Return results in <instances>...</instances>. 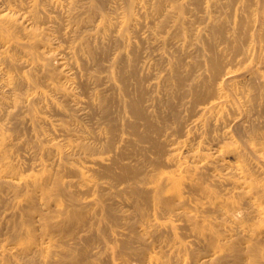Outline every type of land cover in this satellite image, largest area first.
Wrapping results in <instances>:
<instances>
[{
  "label": "bare ground",
  "instance_id": "1",
  "mask_svg": "<svg viewBox=\"0 0 264 264\" xmlns=\"http://www.w3.org/2000/svg\"><path fill=\"white\" fill-rule=\"evenodd\" d=\"M0 264H264V0H0Z\"/></svg>",
  "mask_w": 264,
  "mask_h": 264
},
{
  "label": "rangeland",
  "instance_id": "2",
  "mask_svg": "<svg viewBox=\"0 0 264 264\" xmlns=\"http://www.w3.org/2000/svg\"><path fill=\"white\" fill-rule=\"evenodd\" d=\"M141 20L144 21V19H141ZM63 44L66 45V43H63ZM64 45H63V47H64ZM153 53L156 54L157 51L155 50V51H153ZM104 74H105L104 72L101 73V75H104ZM132 84H133V82L131 81V83H130V87H132L131 92H132V90L134 89L133 86H132ZM133 94H135V91L132 92V95H133ZM136 94H137V93H136ZM113 107H115V109H114ZM113 107H112V110H113L112 113L115 114L114 117H115L116 119H118V117H117V116H118V115H117L118 113L116 112V111H117V109H116L117 106L114 105ZM114 110H115V111H114ZM114 112H115V113H114ZM116 113H117V114H116ZM113 114H112V115H113ZM86 119H87V118H84V120H86ZM89 124H91V125L94 124L93 119L91 120V122H90ZM95 125H96V124H95ZM95 125H92V126L94 127V129H95V131H96V130L98 129V125H96V127H95ZM198 127H199V126H198ZM96 128H97V129H96ZM98 130H99V129H98ZM198 130H199V131H198ZM197 131H198V133H200V128H197ZM197 131H196V132H197ZM192 136H194V135L192 134L191 137H192ZM191 137H187V138H186V137L183 136V137L180 138V139L178 140V142H177V146H179V151H178L175 155H176V159L179 160V161L181 160L182 163H183V162H187V161L190 162L191 158H195L194 155L197 154V150H198L199 148L203 147L204 145H205V146L207 145V144H205V142H202V143H201V141H200V140L198 141V139H196V141H198L197 143H195L196 141L193 140V142H191L192 144H190V143H188V142H190V141H188V140H189V139L191 140ZM124 138L126 139V135H124ZM125 139H124V140H125ZM182 140H183V141H182ZM179 141H180V142H179ZM194 141H195V142H194ZM181 142H182V143H181ZM199 142H200V143H199ZM186 143H187V144H186ZM193 143H195V144H194L195 146L193 145ZM200 144H201V145H200ZM183 145H184V146L187 145L186 148H185ZM189 145H190V146H189ZM191 145H192V146H191ZM199 146H200V147H199ZM205 146H204V147H205ZM182 147H184V148L182 149ZM180 148H181L182 150H181ZM192 149H195L196 151H194V150L192 151ZM186 150H188V151H186ZM183 151H184V152L186 151L187 153H186V152L184 153ZM191 151H192V152H191ZM179 152H180V153H179ZM189 152H190V153H189ZM195 152H196V153H195ZM179 154H180V155H179ZM182 154H183V156L186 154L185 158L182 156ZM191 154H193V155H191ZM105 155H106V154H105ZM181 157H182V159H181ZM184 160H186V161H184ZM193 160H195V159H193ZM177 170L179 171V169H177ZM92 198H94V197L91 196V197H89L88 199H92ZM177 223H180V222L178 221ZM173 255H174V254H173ZM173 255H172V256H173ZM183 259H184V258H183Z\"/></svg>",
  "mask_w": 264,
  "mask_h": 264
}]
</instances>
